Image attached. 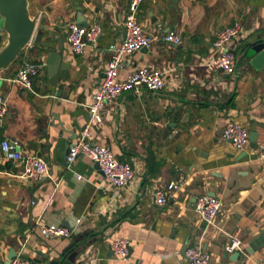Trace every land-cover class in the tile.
<instances>
[{
    "label": "crops",
    "instance_id": "1",
    "mask_svg": "<svg viewBox=\"0 0 264 264\" xmlns=\"http://www.w3.org/2000/svg\"><path fill=\"white\" fill-rule=\"evenodd\" d=\"M132 2L30 0L38 26L48 30L42 43L33 40L0 74V98L8 108L0 121V145L17 141L25 154L47 162L50 177L22 179L21 164L0 150V263L14 249L31 264H49L73 250L79 251L75 264H188L185 251L196 247L211 254L210 264H264V158L258 152L264 145V66L252 65L257 54L251 50L264 42V0H142L137 18L159 40L126 56L119 77L157 69L167 75L166 88L124 94L104 106L99 123L89 106L104 81L112 47L124 38ZM79 14L83 27L97 26L101 33L76 55L67 38L68 25H79ZM236 23L244 31L231 45L236 73L209 71L217 32ZM169 31L182 35L180 45L160 40ZM6 42L7 35H0V49ZM50 53L68 65L67 79L57 69L55 86ZM27 62L45 65L32 90L12 82ZM230 121L256 136L255 149L250 144L238 151L222 139ZM88 125L94 143L131 164L135 180L129 187L100 190L103 173L86 157L68 166V150ZM171 182H179V190L169 189ZM157 188L169 194L163 207L153 200ZM204 194L222 201L211 226L195 212L196 199ZM77 219L84 222L73 238L46 239L38 226L75 228ZM233 236L245 244L240 257L225 253ZM118 239L130 242L125 260L112 252Z\"/></svg>",
    "mask_w": 264,
    "mask_h": 264
},
{
    "label": "built area",
    "instance_id": "2",
    "mask_svg": "<svg viewBox=\"0 0 264 264\" xmlns=\"http://www.w3.org/2000/svg\"><path fill=\"white\" fill-rule=\"evenodd\" d=\"M142 0H133L129 13L124 20V38L118 46L112 47V59L109 62L105 78L93 96V102L89 106L92 119L101 122V113L105 105L115 102L116 99L127 93L140 94L142 90L153 93H161L166 88V74L157 69L140 68L124 78L119 77L125 57L150 48L159 37L148 34L137 18L139 5ZM243 27L236 23L233 26L225 27L218 31L213 43L217 52L215 59L206 65L212 72H220L226 75H233L237 70V58L231 45L243 35ZM100 28L97 26L81 27L77 23L68 25V44L72 53L80 55L84 52L89 43L96 42L100 36ZM167 45L178 46L182 43L183 37L175 31L167 32L161 39ZM44 64L24 63L18 70L12 82L32 90L33 80L41 75ZM6 102L0 98V121L7 115ZM222 139L229 142L238 151H245L250 146V132L240 123L230 121L224 128ZM0 150L2 156L9 160L20 163L23 173L20 175L25 180H40L50 177L47 162L40 156L25 154L17 141L5 139L1 142ZM259 156L264 158V145L258 148ZM86 157L93 163L98 164L103 173V183L99 189L105 192L119 191L135 180V171L131 164L119 161L107 145L94 143L91 140L90 125L82 130L81 137L69 148L66 162L68 166L73 165L79 158ZM180 188L179 182H171L169 189L177 191ZM154 203L163 207L169 202V194L163 188L153 191ZM222 210V201L217 197L208 194L199 196L196 199L195 212L197 216L207 225H213ZM84 219H77L75 228L38 223L41 234L46 239L59 237L73 238L77 236ZM245 247L244 242L233 236L230 243L225 247L227 255L241 253ZM130 242L127 239L115 240L112 244V252L115 257L121 260L128 258L130 253ZM188 264H210L211 254L196 247H189L185 251ZM10 264H31L30 260L16 255Z\"/></svg>",
    "mask_w": 264,
    "mask_h": 264
},
{
    "label": "water",
    "instance_id": "3",
    "mask_svg": "<svg viewBox=\"0 0 264 264\" xmlns=\"http://www.w3.org/2000/svg\"><path fill=\"white\" fill-rule=\"evenodd\" d=\"M38 21L39 16L31 13L30 0H0V35H7V42L0 49V74L17 63L33 40L42 43L43 32L44 30H48V27L44 25L38 26ZM83 22L84 19L79 14V26L83 27L85 24ZM44 45L48 47L49 43H44ZM251 50L254 54H257L252 61V65L256 69H259L264 66V42L257 43ZM47 64L50 73L53 74L51 82L53 86L56 85L57 76L55 73L57 69L60 70L61 77L67 79L65 70L68 68V65L62 63L60 55L50 53ZM250 144L253 149L257 147L256 136L253 133L250 135ZM95 165L97 169H100L98 164ZM16 255L17 252L12 249L6 261L0 264H10ZM236 255L240 257L241 254L237 253ZM78 256L79 251H69L61 259L51 261L49 264H75Z\"/></svg>",
    "mask_w": 264,
    "mask_h": 264
},
{
    "label": "trees",
    "instance_id": "4",
    "mask_svg": "<svg viewBox=\"0 0 264 264\" xmlns=\"http://www.w3.org/2000/svg\"><path fill=\"white\" fill-rule=\"evenodd\" d=\"M78 244H79V242H77V243L75 244V247L78 246ZM71 249H73V247H72Z\"/></svg>",
    "mask_w": 264,
    "mask_h": 264
}]
</instances>
